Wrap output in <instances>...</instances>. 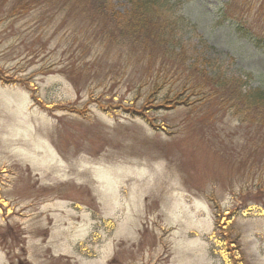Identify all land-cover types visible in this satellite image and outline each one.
Returning <instances> with one entry per match:
<instances>
[{"label":"rangeland","instance_id":"1","mask_svg":"<svg viewBox=\"0 0 264 264\" xmlns=\"http://www.w3.org/2000/svg\"><path fill=\"white\" fill-rule=\"evenodd\" d=\"M185 1L190 55L264 87V45ZM76 25L0 0V264H264V131L149 105L131 55Z\"/></svg>","mask_w":264,"mask_h":264},{"label":"trees","instance_id":"2","mask_svg":"<svg viewBox=\"0 0 264 264\" xmlns=\"http://www.w3.org/2000/svg\"><path fill=\"white\" fill-rule=\"evenodd\" d=\"M127 1L128 7L120 12L113 0H18L27 9L46 6L65 20L71 18L85 38L104 41L108 54L116 47L121 56L129 53L127 63L136 65L139 80H150L145 96L149 105L157 100L162 101L159 107L168 109L217 103L241 122L264 131V87H251L246 76L215 69L216 57L190 55L187 28L196 24L184 13L185 0ZM219 4L218 22L229 21L240 37L264 45V0H221ZM109 264H117V259Z\"/></svg>","mask_w":264,"mask_h":264},{"label":"water","instance_id":"3","mask_svg":"<svg viewBox=\"0 0 264 264\" xmlns=\"http://www.w3.org/2000/svg\"><path fill=\"white\" fill-rule=\"evenodd\" d=\"M19 264H23V263H19Z\"/></svg>","mask_w":264,"mask_h":264}]
</instances>
